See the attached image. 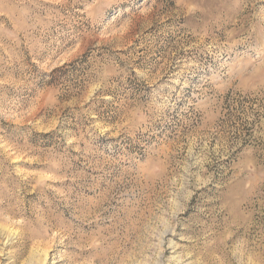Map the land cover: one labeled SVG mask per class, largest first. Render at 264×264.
Segmentation results:
<instances>
[{
	"label": "rangeland",
	"instance_id": "rangeland-1",
	"mask_svg": "<svg viewBox=\"0 0 264 264\" xmlns=\"http://www.w3.org/2000/svg\"><path fill=\"white\" fill-rule=\"evenodd\" d=\"M0 264H264V0H0Z\"/></svg>",
	"mask_w": 264,
	"mask_h": 264
}]
</instances>
